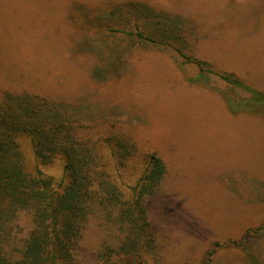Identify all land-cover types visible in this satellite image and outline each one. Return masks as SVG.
Returning a JSON list of instances; mask_svg holds the SVG:
<instances>
[{"label":"rangeland","instance_id":"rangeland-1","mask_svg":"<svg viewBox=\"0 0 264 264\" xmlns=\"http://www.w3.org/2000/svg\"><path fill=\"white\" fill-rule=\"evenodd\" d=\"M139 32L150 40L132 47ZM118 42L123 54L106 58ZM196 61L233 74L264 107V0H0V100L29 94L64 108V124L101 140L93 144L113 177L104 140L116 133L130 155L117 181L123 200L152 153L166 165L144 197L154 250L109 264H264V112L231 111L226 95L237 105L251 94L212 74L193 82ZM18 141L26 169L60 190L63 158L41 163L29 136ZM118 206L93 202L77 264H101L102 247L124 238ZM8 226L5 250L17 257L32 213L17 211Z\"/></svg>","mask_w":264,"mask_h":264},{"label":"trees","instance_id":"trees-1","mask_svg":"<svg viewBox=\"0 0 264 264\" xmlns=\"http://www.w3.org/2000/svg\"><path fill=\"white\" fill-rule=\"evenodd\" d=\"M133 36L132 47H138L141 39L150 40L140 32ZM123 50L119 42L115 43L106 50V58L115 61ZM196 64L199 73L193 82L202 83L204 77L212 74L228 89L239 88L251 94L237 105L230 104L226 95L231 111L241 108L251 113L264 112L260 100L263 96L258 91L233 74L217 73L200 61ZM63 110L49 108L29 94L7 92L0 100V264H77V245L95 200L104 209L119 204L118 221L125 225L126 231L115 246L102 247L98 254L101 264L111 263L117 255L125 258L150 253L156 246L155 235L147 218L144 197L152 195L162 181L166 173L163 159L157 153L150 155L145 172L131 187L132 198L123 200L117 181L130 155L119 136L109 133L104 140L111 149L113 177L106 167L108 161L102 163L99 159L101 147L93 144L101 140L98 137L90 140L80 135L76 127L64 124ZM20 135L29 136L37 161L48 163L59 156L63 158L67 181L60 190L54 188L53 177L39 167L33 172L26 169L18 141ZM62 184L61 181L59 185ZM102 190L106 192L99 197ZM21 209L32 213L34 228L15 257L5 250V242L8 223Z\"/></svg>","mask_w":264,"mask_h":264}]
</instances>
